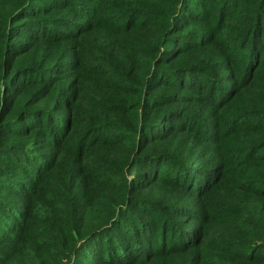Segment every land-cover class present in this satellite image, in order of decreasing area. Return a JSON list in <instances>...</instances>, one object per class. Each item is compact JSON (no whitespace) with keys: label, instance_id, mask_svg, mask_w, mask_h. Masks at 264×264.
<instances>
[{"label":"trees","instance_id":"16d2710c","mask_svg":"<svg viewBox=\"0 0 264 264\" xmlns=\"http://www.w3.org/2000/svg\"><path fill=\"white\" fill-rule=\"evenodd\" d=\"M117 3L0 0V264H264V0Z\"/></svg>","mask_w":264,"mask_h":264},{"label":"rangeland","instance_id":"374dc122","mask_svg":"<svg viewBox=\"0 0 264 264\" xmlns=\"http://www.w3.org/2000/svg\"><path fill=\"white\" fill-rule=\"evenodd\" d=\"M117 1H119V0H105L106 6L110 7L109 12L113 11V8L118 6ZM107 2H109V3H107ZM101 7H103V6H101ZM105 13H106V11H103L102 13H98L97 17H100V15H104ZM113 21H114L113 16L109 17L108 20H105V18H94L93 19V23L96 25L95 27H99V31L102 28L103 29L104 28H111L112 26H114ZM86 23H88V21ZM214 24H215V22L212 24L210 23V25L207 24L206 25L207 31H209L208 29L213 28ZM57 45H59V44H55V48H57ZM207 122H208V120H207ZM195 148L197 151H199L201 153V155L206 154L208 151L207 150L208 145L203 144L202 140H200V142H198L195 145ZM223 156L225 157V160H223V163H225L228 160V156H225V155H223ZM214 159L215 158H213V156H212V158H210V161L214 162ZM220 160L222 161V159L217 158L215 161H220ZM216 205H217V203L213 200V202L211 203V206H210V210H209V215H210L211 219H216L218 216V214H217L218 208H216Z\"/></svg>","mask_w":264,"mask_h":264}]
</instances>
